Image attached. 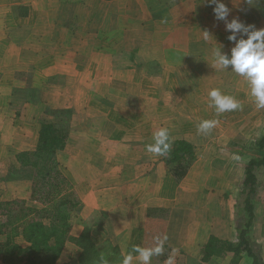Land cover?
Returning <instances> with one entry per match:
<instances>
[{"label": "crops", "instance_id": "obj_1", "mask_svg": "<svg viewBox=\"0 0 264 264\" xmlns=\"http://www.w3.org/2000/svg\"><path fill=\"white\" fill-rule=\"evenodd\" d=\"M232 21L264 29V0H0V201L40 206L31 177H2L33 173L17 155L36 150L43 124L66 129L56 160L78 206L56 264H143L135 246L162 247L149 264H252L247 252L206 253L210 239H238L240 186L264 135L248 78L219 62L248 38ZM212 89L241 107L219 113ZM204 119L217 121L208 133ZM162 128L170 147L157 155L147 146ZM181 140L195 159L178 178ZM260 171L250 237L264 264Z\"/></svg>", "mask_w": 264, "mask_h": 264}, {"label": "trees", "instance_id": "obj_2", "mask_svg": "<svg viewBox=\"0 0 264 264\" xmlns=\"http://www.w3.org/2000/svg\"><path fill=\"white\" fill-rule=\"evenodd\" d=\"M67 136L66 129L50 123L43 124L36 150L17 155L20 164L31 168L33 173L24 175L11 170L2 177H31L32 195L40 204L39 207L28 206L20 199L0 201V235L3 236L0 240V259L4 264H56L66 241L73 239L70 231L78 202L72 192H67V181L56 160V153L64 148ZM173 147L171 161L178 163L173 172L181 178L186 173V167L195 159V154L193 147L183 140L176 141ZM250 155L240 186L238 239L236 242L210 239L206 245L208 257L229 251L234 252L238 261L241 253L247 252L253 259L252 264H261L260 249L251 242L250 229L256 218L253 197L258 185L257 170L264 167V135L256 140ZM183 159L189 161L181 162ZM18 238H22L26 245H21ZM77 242L86 253L92 252V246L96 248L87 232ZM82 261L91 264L85 255Z\"/></svg>", "mask_w": 264, "mask_h": 264}, {"label": "clouds", "instance_id": "obj_3", "mask_svg": "<svg viewBox=\"0 0 264 264\" xmlns=\"http://www.w3.org/2000/svg\"><path fill=\"white\" fill-rule=\"evenodd\" d=\"M215 14L219 19H225L227 9L223 4H218ZM228 29L233 32H244L248 38L240 40L232 49L231 57L220 56L219 62L227 67L231 65L232 69L248 78L251 89V96L257 107L264 108V29L250 31L243 24L232 21L227 25ZM235 39V37H230ZM209 96L214 101L219 113L239 109L241 105L232 96L223 94L219 89H212ZM217 124L216 120L204 119L198 124V132L208 133ZM153 139L155 143L149 144L147 150L157 155H164L169 150V133L167 129H160L154 133ZM133 251L138 255L143 264H149V260L153 255H160L162 247L155 249H146L141 246H135ZM132 256L124 257L123 264H131Z\"/></svg>", "mask_w": 264, "mask_h": 264}, {"label": "rangeland", "instance_id": "obj_4", "mask_svg": "<svg viewBox=\"0 0 264 264\" xmlns=\"http://www.w3.org/2000/svg\"><path fill=\"white\" fill-rule=\"evenodd\" d=\"M250 157H251V156H250ZM262 168H263V167H262ZM261 172H262V171H260V169L257 170V177H258V179L262 177V175H261L262 173H261ZM239 197H241V196H240V193H239Z\"/></svg>", "mask_w": 264, "mask_h": 264}]
</instances>
